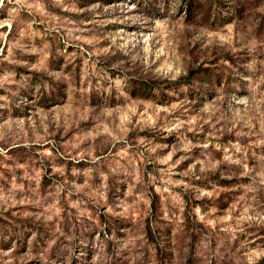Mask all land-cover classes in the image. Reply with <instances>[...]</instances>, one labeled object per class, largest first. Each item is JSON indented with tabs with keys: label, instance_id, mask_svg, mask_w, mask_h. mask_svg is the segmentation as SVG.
I'll return each mask as SVG.
<instances>
[{
	"label": "rangeland",
	"instance_id": "rangeland-1",
	"mask_svg": "<svg viewBox=\"0 0 264 264\" xmlns=\"http://www.w3.org/2000/svg\"><path fill=\"white\" fill-rule=\"evenodd\" d=\"M0 264H264V0H0Z\"/></svg>",
	"mask_w": 264,
	"mask_h": 264
},
{
	"label": "trees",
	"instance_id": "trees-1",
	"mask_svg": "<svg viewBox=\"0 0 264 264\" xmlns=\"http://www.w3.org/2000/svg\"><path fill=\"white\" fill-rule=\"evenodd\" d=\"M187 7L189 8V11H190V9H191V5L189 4V5H187Z\"/></svg>",
	"mask_w": 264,
	"mask_h": 264
}]
</instances>
